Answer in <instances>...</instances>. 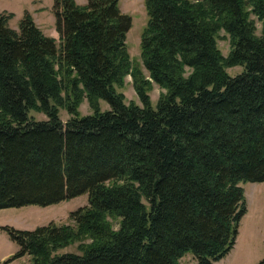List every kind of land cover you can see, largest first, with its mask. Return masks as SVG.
Returning a JSON list of instances; mask_svg holds the SVG:
<instances>
[{
	"label": "trees",
	"instance_id": "16d2710c",
	"mask_svg": "<svg viewBox=\"0 0 264 264\" xmlns=\"http://www.w3.org/2000/svg\"><path fill=\"white\" fill-rule=\"evenodd\" d=\"M144 4L141 64L119 0H55L58 40L28 12L19 30L0 12V210L89 202L74 225L2 227L19 248L5 264H180L188 253L216 264L234 248L241 183L264 182V0ZM128 76L142 106L120 91ZM153 84L165 91L156 108Z\"/></svg>",
	"mask_w": 264,
	"mask_h": 264
},
{
	"label": "rangeland",
	"instance_id": "374dc122",
	"mask_svg": "<svg viewBox=\"0 0 264 264\" xmlns=\"http://www.w3.org/2000/svg\"><path fill=\"white\" fill-rule=\"evenodd\" d=\"M54 1L0 0V12L14 13L15 17L9 25L15 30H19L20 21L25 13L29 12L37 20L38 27L41 26L44 31L50 32L55 27V16L52 12ZM76 2L85 5L88 0H76ZM119 5L122 13L130 15L133 19L132 28L127 34V45L132 61L135 64H141V36L148 23L144 0H119ZM36 10L43 12L37 13ZM252 18L256 21L257 35L260 36L262 24L254 16ZM218 47L224 56H228L231 45L229 37L224 31L220 33ZM242 70V67H233L227 71L231 77H235ZM143 71L148 76V72L145 69ZM125 83V88L120 91L124 93L126 103L135 102L142 106L130 76L126 78ZM164 92L158 85L153 84V90L150 93L153 108H156L160 95ZM101 109L106 111L110 109V106L107 102L101 101ZM80 111L83 115L92 113L86 99L81 104ZM29 115L40 121L47 119L44 114L34 111H31ZM60 117L64 122L69 119L68 113L63 109L60 111ZM241 185L245 190L247 212L239 224V234L234 248L217 264H259L264 260V182L241 183ZM88 205V194H84L48 207L33 205L0 210V264H5L19 250L18 246L1 230L2 227L9 226L19 230H34L39 226H45L52 222L59 225H74V222L70 219V214ZM115 228L118 229L117 224H115ZM59 253H78L77 245L63 249ZM30 260L31 257L27 255L7 264H29ZM180 264H197V261L191 253H188L180 260Z\"/></svg>",
	"mask_w": 264,
	"mask_h": 264
},
{
	"label": "crops",
	"instance_id": "0c3cea01",
	"mask_svg": "<svg viewBox=\"0 0 264 264\" xmlns=\"http://www.w3.org/2000/svg\"><path fill=\"white\" fill-rule=\"evenodd\" d=\"M33 2H35V1H33ZM36 3H38V2H36ZM40 4V3H39ZM53 8V7H52ZM8 12V11H7ZM36 12L37 13H42L43 11H40V10H36ZM29 13V12H28ZM33 17V16H32ZM34 18V17H33ZM34 21H35V23L38 25V23H37V20H35L34 19ZM40 28H41V30L43 31V33L44 34H46V35H48V36H50V37H53V38H55L56 40H58L59 39V34H58V32L56 31V29H55V27H54V29H51L50 30V32H47V31H44V29L41 27V26H39ZM48 33V34H47ZM217 264V263H216Z\"/></svg>",
	"mask_w": 264,
	"mask_h": 264
}]
</instances>
